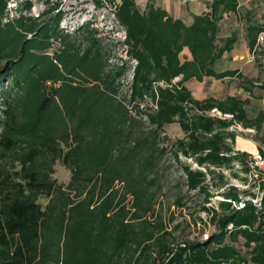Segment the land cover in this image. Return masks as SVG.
Wrapping results in <instances>:
<instances>
[{"label": "trees", "instance_id": "1", "mask_svg": "<svg viewBox=\"0 0 264 264\" xmlns=\"http://www.w3.org/2000/svg\"><path fill=\"white\" fill-rule=\"evenodd\" d=\"M9 2L0 0V264H264V195L258 208H207L206 176L181 164L185 178L170 207L187 212L189 226L202 223V211L212 215L215 230L202 242L177 241L174 214L158 200L167 149L175 160L230 171L238 162L246 171L249 154L232 155L237 135L226 131L230 122L205 115L212 108L255 128L264 146V112L250 118L248 99L199 100L186 87L234 78L253 87L238 70L215 69L237 43L228 21L241 23L240 0H205L207 11L189 24L151 3L141 10L135 0H97L124 32L126 59L114 64L92 22L68 32L57 4L32 16L22 1L10 16ZM242 28L253 56L264 16H248ZM172 124L181 138L166 137ZM57 162L66 183L54 178ZM208 173L214 189L227 184ZM239 194L229 187L219 195Z\"/></svg>", "mask_w": 264, "mask_h": 264}, {"label": "rangeland", "instance_id": "2", "mask_svg": "<svg viewBox=\"0 0 264 264\" xmlns=\"http://www.w3.org/2000/svg\"><path fill=\"white\" fill-rule=\"evenodd\" d=\"M26 0H10L8 4V9L10 10V16L16 15L14 8L19 2ZM31 3L32 8L30 10V15L37 16L42 10L47 6H52L57 4L61 12L63 13V21L60 25L64 31L72 32L76 30L79 26L86 22H92L94 27L97 28L104 44L113 50V58L111 59V64L117 63L119 59H126L124 54V46L120 45L119 42L124 40L123 30L114 23L113 16L110 10L106 7L98 8L96 6L97 0H27ZM137 5L140 9H143L146 0H136ZM150 1V0H148ZM162 3L163 1L169 3L171 2L176 7H181L182 10L186 9L188 0H152ZM242 4L240 10L242 21L239 23L233 15L229 19L228 24L229 31L239 29L238 40L234 46L232 53L225 55L222 60L216 65L215 69L218 71L232 69L239 67V71L244 79L251 80L253 82V87L238 78L232 80H225L223 82H209V83H199L192 81L188 84V87L194 98L200 99L206 94L212 93L215 96H220L221 98L230 95L238 98H247L249 100L246 106L247 114L250 118L255 117L259 112H264V91L261 89V85H264V43L259 44V48L256 53L251 56L248 52L247 43L244 38V30L242 28V23L244 19L247 20L248 16L251 18H260L264 16V0H240ZM27 14V13H26ZM223 31L227 30L228 26L223 25ZM187 55V53H184ZM131 79V73L127 75V78L123 80L124 90L128 86V82ZM246 88H250L251 91L248 93ZM255 133L251 136H238L243 140L251 143L254 146V150L243 151L252 155L259 150H264L262 146L256 140V129ZM262 131H264V122L262 124ZM164 133L167 138L174 140L181 138L183 136L177 124H172L164 129ZM166 146V145H162ZM168 147V145L166 146ZM235 148V147H234ZM236 149V148H235ZM237 150V149H236ZM174 157L170 150H165L163 159L159 163L158 172L161 176L158 183L160 182L161 191L158 193L159 203L163 204V209L174 214L175 221L171 224L172 226L178 224L179 227L174 232V238L177 241L180 240H193L196 239L201 231L196 226H189L186 221L187 212L177 211L170 206L173 200L180 194L181 190V179L178 175V171L181 169V164H186L181 162L177 164V168L173 169L172 159ZM54 178L59 183H66L69 179L68 170L60 163L55 164ZM192 206V205H191ZM196 210V209H195Z\"/></svg>", "mask_w": 264, "mask_h": 264}, {"label": "built area", "instance_id": "3", "mask_svg": "<svg viewBox=\"0 0 264 264\" xmlns=\"http://www.w3.org/2000/svg\"><path fill=\"white\" fill-rule=\"evenodd\" d=\"M257 42L258 44L264 43V34H261L258 37ZM177 80L178 78L174 79L173 82H176ZM150 106L156 108V106L152 103L150 104ZM205 115L214 119L230 122V124L226 128V131L229 133H233L237 136H251L255 133V130L252 128H244L242 124L239 123L232 114L223 113L217 108H212L211 110L207 111ZM236 151L237 150L234 148L232 155H235ZM262 151L263 152H256L252 155H248L245 160V172L241 171V165L238 162H234L232 164L233 168L231 171L233 173L238 174L239 177L243 180L239 178H233L231 176L230 170H225L223 168H216L212 166H200L192 158H187L181 156L180 154L178 155V160H175L174 158L172 159V166L174 169L177 168V164L184 162L186 163V165L189 166L190 170L201 172L206 176L205 183L209 187L210 194V197H208V202L204 203L207 208H213L214 210L219 211L217 208V203L224 201L228 202L230 204L231 209L235 210L243 209L247 203H251L258 208L261 205V199L264 195V150ZM209 170L224 175L227 184L222 188L214 189L210 183L211 176L208 173ZM178 175L185 178V174L181 169L178 171ZM229 187L236 188L240 192L237 199L224 200L219 195L221 192H223L226 188ZM201 203H203V200L201 201ZM172 208L175 209L174 207ZM211 216V214H208L205 211L199 213V217L202 223L197 222L196 227L200 230L201 227H203V225L205 224V228L196 239L190 241L202 242L208 240L211 232H214L213 230H215L214 225H211L210 222ZM186 219L189 220V217L187 216ZM228 228H231V225H229Z\"/></svg>", "mask_w": 264, "mask_h": 264}, {"label": "crops", "instance_id": "4", "mask_svg": "<svg viewBox=\"0 0 264 264\" xmlns=\"http://www.w3.org/2000/svg\"><path fill=\"white\" fill-rule=\"evenodd\" d=\"M135 2L137 4V1L136 0H135ZM147 3H151L155 7H159L161 9L165 10L171 17H173L174 19H180L183 22H185L186 24H189L191 22V15L192 14H195L196 15V14H201V13L207 11L205 0H188L186 2L187 3L186 9H184V10H182L181 7H176L171 2L167 3L165 1H163L162 3H160L158 1L155 2V1H152V0H150V1L146 0V4ZM240 5H242V4L240 3ZM232 69L241 71V69L239 67H235V68H232ZM192 81H194V80H192ZM192 81H189L186 84V87L188 89H189L188 84L190 82H192ZM213 82H216V81H213ZM209 95L212 96V97H214V98H216V99L221 98L220 96H215L214 94L209 93V94H206L204 97L200 98L199 100H202V99L206 98ZM244 99H247V98H244ZM234 147L238 151H247L248 152L250 150H254V146H252L251 143H248L247 141L243 140L242 138H240L238 136L235 139V145H234Z\"/></svg>", "mask_w": 264, "mask_h": 264}]
</instances>
